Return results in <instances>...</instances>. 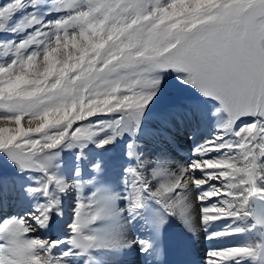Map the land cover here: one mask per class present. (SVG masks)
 <instances>
[{"label": "snow or ice", "instance_id": "1", "mask_svg": "<svg viewBox=\"0 0 264 264\" xmlns=\"http://www.w3.org/2000/svg\"><path fill=\"white\" fill-rule=\"evenodd\" d=\"M168 72L218 102L216 131L186 163L139 150ZM125 136L122 187L103 179L99 161L85 175L89 144ZM0 152L38 174L25 188L33 210L0 218V264H104L101 254L133 246L147 254L151 239L127 232L141 212L157 232L173 216L208 240L242 237L210 247L204 264H264V0H0ZM64 196V234L33 235L64 215Z\"/></svg>", "mask_w": 264, "mask_h": 264}, {"label": "bare ground", "instance_id": "2", "mask_svg": "<svg viewBox=\"0 0 264 264\" xmlns=\"http://www.w3.org/2000/svg\"><path fill=\"white\" fill-rule=\"evenodd\" d=\"M176 105L175 107L166 108L161 113L152 112L149 115L147 114L143 119L137 139L140 144L139 150L147 156L163 151L171 155L176 161L186 163L192 157V148L204 139L211 137L216 131L215 125L220 117L219 115H213V112L218 106V102L212 98L200 95L199 98L183 99ZM171 120L177 122L171 123ZM175 126L177 129H172ZM127 140V136L119 138L102 149H97L94 144H89L85 150L86 159L81 161L85 175H89L91 172L89 165L99 161L103 169V179L115 184L117 188L122 187L123 169L129 163H132L126 156ZM0 153L3 154L2 152ZM64 159L61 172L66 176H70L74 163L72 152L67 154ZM30 174L33 176L38 175L27 171L6 174L0 170V218L21 216L33 210L38 198L29 196L25 192L26 186L33 182L29 176H26ZM62 207L64 215L54 216L50 227L37 229L33 235L49 240L62 236L65 232L66 224L70 222L71 196L62 198ZM170 219L189 240L190 245L203 257L210 247L235 243L242 238L237 236L223 240H208L204 231L201 230L193 234L176 217L170 216ZM222 224L223 221L216 222L212 226L213 230L218 229ZM127 232L130 237L149 238L146 231V223L143 220V212L133 223L127 226ZM140 253L138 246H133L120 253L101 254V258L104 264H141L139 262Z\"/></svg>", "mask_w": 264, "mask_h": 264}, {"label": "rangeland", "instance_id": "3", "mask_svg": "<svg viewBox=\"0 0 264 264\" xmlns=\"http://www.w3.org/2000/svg\"><path fill=\"white\" fill-rule=\"evenodd\" d=\"M200 93L192 86L185 85L180 83L177 79L176 74L173 72H168L164 74L162 80V87L159 90L157 97L154 98V101L150 103V105L145 109L144 115L142 117L141 125L143 124V119L147 114H151L152 112H163L171 107H175L177 103H179L184 98L194 99L196 97H200ZM177 106V105H176ZM71 151L62 152V161L64 162V158H66L67 154ZM62 162V163H63ZM0 170L3 173H17L19 170L17 166L10 161L6 155L0 153ZM33 175H29L30 180H32ZM33 181V180H32Z\"/></svg>", "mask_w": 264, "mask_h": 264}]
</instances>
